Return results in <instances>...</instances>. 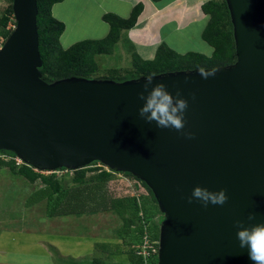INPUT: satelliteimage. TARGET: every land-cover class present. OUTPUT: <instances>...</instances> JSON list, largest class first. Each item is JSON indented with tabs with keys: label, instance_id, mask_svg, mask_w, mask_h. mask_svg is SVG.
<instances>
[{
	"label": "water",
	"instance_id": "obj_1",
	"mask_svg": "<svg viewBox=\"0 0 264 264\" xmlns=\"http://www.w3.org/2000/svg\"><path fill=\"white\" fill-rule=\"evenodd\" d=\"M225 2L236 62L150 76L147 90L148 77L46 83L38 0L13 1L16 27L0 49V152L40 172L98 162L145 183L164 215L158 264H253L236 221L264 222V0ZM157 83L187 100L183 130L139 115V94ZM196 186L226 189L228 200L190 203Z\"/></svg>",
	"mask_w": 264,
	"mask_h": 264
},
{
	"label": "rangeland",
	"instance_id": "obj_2",
	"mask_svg": "<svg viewBox=\"0 0 264 264\" xmlns=\"http://www.w3.org/2000/svg\"><path fill=\"white\" fill-rule=\"evenodd\" d=\"M92 1L93 2H91L90 0H68V3H70L69 6L72 8V13H70L69 10L63 9L60 10L59 14H57L54 13L53 10V13L57 16V18L62 19L65 25V31L60 38V44L63 49L66 50L81 41H99L106 38L110 32V26L106 24L102 19V17L105 15L103 14V11H106V14H116L122 19H128L131 15V9H127V3L125 5L126 7H122L121 5L123 4L118 3L115 0ZM207 1L210 0L161 1L160 3L155 5L154 8L158 9L159 11L163 9V12L157 15H152L149 11V13L147 14V16L151 15L152 19L151 23L148 24L146 32H144V36L148 40H152L153 38H155L154 41L158 40L157 44L166 43L172 50L181 55L189 52H195L206 56H211L213 53V48L210 47L202 39V33L206 27V20L203 19L204 17L201 11L202 9H199L200 4H204ZM11 3V0H0V22L5 16H8L10 20L6 30H4L0 24V49L4 45L3 42L6 39L5 33L13 31L12 24H14L15 17L10 15L9 9ZM99 4H102V6L99 7L100 9L98 8ZM145 20L146 21L143 24L148 22L146 18ZM157 24H159L160 27L156 29L155 25ZM159 29L161 38L160 41L158 39ZM127 35V32L122 33L121 40L115 47L112 55H101L96 57L98 71L94 75H92V80H109L122 83L139 79L138 74L132 76L131 73H129L134 70L133 54H138L143 60L154 59L157 50V47L155 46L157 44L150 45L154 46L152 52H150L151 49L148 50L147 46L139 45V43H137L138 41L136 42L130 38L131 35H128L129 37ZM199 67L200 68L198 69L196 66H194V64L185 65V71L202 69L204 70L205 68L216 69L213 68L215 67L213 63H202L199 65ZM115 71L118 73L119 77H124L125 79L117 78L116 74L113 73ZM96 170L97 171L93 173L89 171L85 177L86 180H90L91 177L97 176L101 171H106V169L102 167H99ZM43 176H54L55 180H58L61 189L63 191H66L63 193V196L68 197V199L72 198L73 195L79 193V191H71V188H74V186L77 185L75 182H73L75 172H58L52 174L43 173ZM129 180L134 183L133 180ZM135 183H137V181ZM138 186L140 187L141 192H143L140 204L146 202L147 207L152 210L150 212L153 217L150 220L151 226H154V228L159 226L160 229V226L164 221V215L161 214V212L159 213L155 211V209H153L152 199L144 185L139 182ZM43 187L44 185L40 182L31 184L23 176L14 174L13 171H11L9 168L0 167V248L14 249L17 246H21L18 243L22 241L25 243V251L33 253L38 248V246L35 244V240H38L39 238L44 236H49V232H41L45 230V226H41L40 228L37 224L34 225L33 223L34 220L39 222L41 218L47 216L46 208L49 210V214H51V217L57 212L77 210L81 208L79 203H71L70 205L68 204L59 206L60 203L57 204L58 201L53 202V200H58V198L51 199L52 202L50 200L49 202L45 200L39 205H36L35 209L25 207L24 205L27 199H32L30 202H32L33 204L36 198V196H32L31 198V194H34L39 190V188ZM108 189L110 191L112 200L134 198L131 192L132 189L129 187V182L125 179L124 175L118 174L117 176H113L108 183ZM84 191L85 190H83V192ZM102 194L104 193L100 191L93 192L91 190L90 198L102 199ZM55 197H57V195L53 196V198ZM84 198H87V196H84ZM100 204L101 203H97L96 205L100 206ZM113 212L116 216L113 215L112 212H106V215H103L101 218L93 217L91 221L90 219H88V221L90 222V228L86 222H81L78 220L75 221V219L73 218L74 216L68 219L63 218L60 221H69L72 225L66 227L71 228V231L74 233L83 235V233L86 232L90 234L93 230L91 235H94L96 237L99 236V238L104 237L107 242L108 240H112L113 238L120 239L121 235L119 234V232L120 230H122L124 224L123 219L118 215V213L114 210ZM27 216L29 217L28 223L31 224V226H38L39 229L36 232H34V230L30 231L29 233L27 232L30 229L26 228L27 224L23 223L27 222ZM66 227L55 228L54 230L64 231V229H67ZM7 231H12L9 237L5 236L7 234ZM16 231L27 232L19 236L20 241L17 240L18 243H15L16 240L14 241L13 239L14 233ZM3 238L7 239L4 241ZM114 243L116 244V241ZM123 243L124 246L128 244L131 245V247L136 246V241L130 240L129 238L126 239V242L124 240ZM86 247L87 245L80 246L79 249L83 251L84 249H86ZM117 247L119 248L120 246L117 245ZM113 249L114 248H112L111 250ZM107 252L108 253L106 256H104V254H101V257H104L101 259L105 260L103 262L104 264H125V261L129 257H124L121 255L114 257L112 256V251ZM96 257L99 258L98 256ZM154 258H156V256ZM6 262V259L4 260L3 258H0V264H6ZM135 262H138V259L137 261L135 260ZM140 262L141 261L139 259V264Z\"/></svg>",
	"mask_w": 264,
	"mask_h": 264
},
{
	"label": "trees",
	"instance_id": "obj_3",
	"mask_svg": "<svg viewBox=\"0 0 264 264\" xmlns=\"http://www.w3.org/2000/svg\"><path fill=\"white\" fill-rule=\"evenodd\" d=\"M11 1L12 3L9 9L10 15L14 16V0ZM63 1L64 0H38L39 14L37 21L39 33V50L43 61V66L40 68V72L42 74V79L48 84L68 78L91 79L92 75L98 71L96 57L101 55H112L115 47L121 40L122 33L124 31L133 29L137 25L138 19L144 10L143 4L139 3L137 6H135L128 19H122L112 13L105 14L102 19L110 26V32L106 38L99 41H81L65 50L60 44V38L65 31V25L58 21L53 16L52 12L53 7L59 3H62ZM152 1L159 3L163 0ZM201 9L207 18V25L202 33V39L213 48V53L211 56H206L195 52H189L181 55L172 50L166 43H161L153 60H143L138 54L134 53V70L129 73H131L132 76L138 74V78H141L160 75L168 72L185 71V65L191 64H194V66H196L198 69L201 67H199V65L202 63H213L215 66L213 68L216 69L233 65L237 60L236 43L234 39V28L231 22L230 12L225 0L207 1L202 5ZM9 21L10 20L8 16H5L1 20L0 24L4 30L7 29ZM11 33L12 32L5 33L6 39L4 40L3 44L10 37ZM113 73L116 74L117 78L125 79L124 77H119L116 71ZM0 154L8 155L12 158L16 157L13 153L7 151H1ZM97 164L100 163L96 162L92 165ZM0 167L9 168L14 174L23 176L31 184L38 182L43 184L44 187L39 192L34 194L33 197L36 196L34 201L45 199L51 201V199L58 198V200H53V202L58 201L57 204L60 203L59 206L65 205V203L69 200L79 203V201L85 199L84 196L90 197L91 190L93 192H103L111 198V194L108 189V183L113 176L118 175L117 173H112L106 170L101 171L100 174L95 177H91L90 180H86L85 177L87 173L89 171L93 173L97 171L96 169L99 167L91 169L84 168L78 171H72L73 173L75 172L73 182H75L77 186H81V188L89 187L90 191L88 193H83L82 190H79V193L68 199V197L63 196V193L66 191L61 189L58 180H55L54 176H43V174L36 172L34 168L25 164L17 166L16 162L12 159L8 162L0 159ZM120 175H124L126 178L133 181L141 182L129 173H121ZM141 183L150 194L153 202V209L160 213L157 201L152 191L145 183ZM71 191L74 192L77 190L71 189ZM56 195L57 197L53 198V196ZM109 210L116 211L123 219V233L127 237L131 236V240H135L136 245L140 243L144 233L143 223H147L149 225V232L152 238L156 241H159V226L156 228L151 226L150 220L153 217L150 212L152 210L147 207L146 202L139 204V200L136 198L118 200L113 199V205L109 208ZM140 213L143 215H140ZM128 247H130L129 244ZM131 254L134 257L132 264H139V259L141 261L140 264H143L141 258L136 255L135 246H133ZM137 259L138 262H135ZM150 264H157V255L156 258L150 260Z\"/></svg>",
	"mask_w": 264,
	"mask_h": 264
},
{
	"label": "crops",
	"instance_id": "obj_4",
	"mask_svg": "<svg viewBox=\"0 0 264 264\" xmlns=\"http://www.w3.org/2000/svg\"><path fill=\"white\" fill-rule=\"evenodd\" d=\"M90 1L93 2L92 0ZM115 1L123 4L121 5L122 7L125 6L127 3V9L130 8L131 13L133 9L135 8V6H137L139 3L143 4L144 10L138 19L137 25L133 29L129 31H124V32H127L128 35H131L130 38L132 40L136 42L138 41L137 43H139V45L147 46L148 47L147 49L148 50L151 49L150 52H152V49L154 46H150V45L157 44L158 40L154 41L155 38H153L152 40L151 39L148 40L144 36L145 34L144 32H146L148 24L151 23V19H152V16L151 15L147 16V14L150 11L152 15H157L163 12V9L159 11L158 9L154 8L155 5H157L158 3H155L152 0H115ZM69 4L70 3H68V0H64L62 3L55 5L53 7L54 13L59 14L60 10H63V9L69 10L70 13H72V8L69 6ZM202 5L203 3L200 4L199 9H201ZM101 6L102 4H99L98 8ZM54 13H53V16L58 21L64 24L63 20L57 18V16ZM106 13H107L106 11H103V14H106ZM203 17H204L203 19L206 20V25H207V19L204 14H203ZM145 18L147 19L148 22L143 24L146 21ZM155 26H156V29L160 27L159 24ZM158 39L159 41L161 40L160 29L158 32ZM160 45L161 44H157L155 47H157L158 49ZM80 188L81 186L76 185L74 186V188H71V189L77 190V191L85 190L83 193H86V192L88 193L90 191L89 187H82L81 189ZM40 189L42 188H39L37 192H39ZM34 194H31V198L32 196H34ZM31 200L32 199H27L24 206L27 208L35 209L36 205H39L40 203L44 202L47 199L40 200V201H34L33 204L32 202H30ZM71 203H78V202L69 200L65 203V205H68V204L70 205ZM97 203H101L100 206H97L96 205ZM79 204L81 206L80 209L57 212L53 214L52 217H51V214H49V210L46 208L47 216H45L44 218H41L39 222L35 220L33 221L34 225L37 224L40 228L41 226H45L46 231L43 230L41 231L42 233L49 232V236H44V237L39 238L38 240H35L36 241L35 244L38 246V248L33 253L26 252L25 251L26 248H24L25 243L19 240L20 235H23L27 232L29 233L32 230L36 232L39 229L38 226L34 227V225L31 226V224L28 223L29 217L27 216V222H23V223L27 224L26 228H29L30 230H28L27 232L26 231H23V232L16 231L14 233L13 239L14 241L16 240L15 243H18V241H20L18 244L21 246H17L14 249L0 248V258H3L4 260L6 259L7 261L6 264H104L103 262L105 260L101 259V258H104V257H101V254H104V256H106L108 253L107 251H110V252L112 251L113 252L112 256L114 257H117L119 255L124 256V257L129 256L128 259L125 261V264L132 263L134 261V257L131 254L133 246L132 247L131 245L130 247H128V245L124 246V243H123V241L125 240L126 242V239L128 238L131 240L130 237L125 236V234L123 233L124 224H123L122 230H120L119 232V234L121 235L120 239L113 238L112 240H108L106 242V239L104 237L99 238V236L96 237L94 235H91L93 230L90 234L85 232L83 233V235H79L77 233L72 232L71 228H68L69 225H72L69 221L67 220L60 221L63 218L68 219L74 216L73 218L75 219V221L78 220L81 222H86L90 228V222L88 221V219H90L91 221L93 217L101 218L103 215H106V212L108 213L112 212V214L115 215V213L112 210H109V208L113 205V200L106 194H102V199H92L90 197H87L83 199L82 201H79ZM61 227H66L67 229H64V231L54 230L55 228H61ZM11 232L12 231H7L6 232L7 234L5 236L9 237ZM3 239L5 241L7 238H3ZM115 241H116V244L120 246L119 248L114 243ZM84 245H87V247L86 249L81 251L79 248L80 246H84ZM112 248L114 249L111 250ZM96 256H98L99 258H97ZM2 264H5V263H2Z\"/></svg>",
	"mask_w": 264,
	"mask_h": 264
},
{
	"label": "clouds",
	"instance_id": "obj_5",
	"mask_svg": "<svg viewBox=\"0 0 264 264\" xmlns=\"http://www.w3.org/2000/svg\"><path fill=\"white\" fill-rule=\"evenodd\" d=\"M153 78H146L143 85L145 90L152 86ZM140 100H143V106L139 109V115L147 122H156L159 128H170L181 131L185 128V110L188 107L186 99L182 98L177 92L175 96L168 91L164 83H157L151 87V91L145 97L144 93L139 94ZM188 138H192V133H186ZM226 189L219 191H210L201 186H196L189 202L193 199L201 202L205 207L210 203L213 205H223L227 200ZM255 219V214H250L249 221ZM237 239L242 249H247L249 259L253 264H264V222L255 223L251 226H245L243 221H236Z\"/></svg>",
	"mask_w": 264,
	"mask_h": 264
},
{
	"label": "built area",
	"instance_id": "obj_6",
	"mask_svg": "<svg viewBox=\"0 0 264 264\" xmlns=\"http://www.w3.org/2000/svg\"><path fill=\"white\" fill-rule=\"evenodd\" d=\"M16 27V20L14 21V24H12V28L13 30ZM0 159L5 160V161H10L11 159L14 160L16 162L17 166H21L24 163L18 158V157H10L8 155H1L0 154ZM102 164H97V165H92L90 167H88L89 169L91 168H96V167H104L105 169L107 167L105 166H101ZM36 172L38 173H46V174H52V173H58V172H72L70 170H57L54 172H40L37 171L36 169H34ZM125 179L129 182V187L132 189V196L134 198H136L137 200H139V204H140V200L142 197L143 192H141L140 187L138 186V183H135L136 181H134V183H132L128 178L125 177ZM140 215H143L142 213H140ZM145 222V221H144ZM143 236L140 240V243L137 244L135 246V250H136V255L141 258V260L143 261V264H150V260L154 258V256L158 255V247H159V241H156L155 239L152 238L150 232H149V225L147 223H143Z\"/></svg>",
	"mask_w": 264,
	"mask_h": 264
},
{
	"label": "bare ground",
	"instance_id": "obj_7",
	"mask_svg": "<svg viewBox=\"0 0 264 264\" xmlns=\"http://www.w3.org/2000/svg\"><path fill=\"white\" fill-rule=\"evenodd\" d=\"M101 164V163H100ZM90 166H92V164L90 165ZM90 166H88V167H90ZM102 166V165H101ZM88 167H86V168H88ZM106 170H108L109 172H112V173H115V172H113L112 170H110L109 168H106ZM117 174H121V173H117ZM162 214V213H161ZM146 221V220H145ZM158 252H159V247H158ZM158 256V255H157Z\"/></svg>",
	"mask_w": 264,
	"mask_h": 264
}]
</instances>
